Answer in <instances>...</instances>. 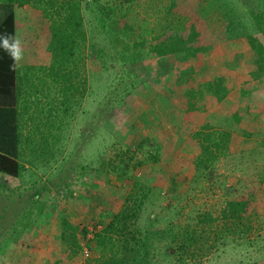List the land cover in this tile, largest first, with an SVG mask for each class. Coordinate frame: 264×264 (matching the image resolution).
Returning a JSON list of instances; mask_svg holds the SVG:
<instances>
[{
	"label": "rangeland",
	"instance_id": "rangeland-1",
	"mask_svg": "<svg viewBox=\"0 0 264 264\" xmlns=\"http://www.w3.org/2000/svg\"><path fill=\"white\" fill-rule=\"evenodd\" d=\"M122 1L90 0L88 7L83 4L87 36L79 44L76 64L69 65L78 72L93 65V97L90 94L84 106L87 123H79L78 102H69L68 146L61 171L23 183L0 176V264H95L99 251L93 233L121 209L135 174L133 169L132 177L126 178L99 168V153L110 157L115 148L133 147L145 135L161 146L159 167L165 165L181 182L177 192L159 196L158 187L150 195L163 221L194 223L198 211L216 215L232 196H252L257 202L255 213L245 220L251 224L247 236L228 233L222 242L218 240L209 252L188 264H264V72L256 70V53L247 39V34L255 33L264 44L247 7L248 1L258 9L259 1L215 0L225 11L235 38L209 46L204 54L207 69L196 77L203 81L219 76L226 86L219 100L210 92L201 97L207 111L199 117L204 120L213 115L212 121L217 119L220 127L231 132L226 151L219 154L209 175H194L192 160H177L179 156L193 159L199 153V144L192 137L199 122L183 117V102L174 89L177 77L186 81L192 77L190 62L172 55L156 58L146 49L136 53L126 48L125 42L116 44L115 33L102 22H107L103 10L114 7L118 14L125 13L129 4ZM144 1H131L136 7L135 19L143 27L149 25L157 31L178 23L176 17L166 16L165 6L160 5L165 0L159 5L156 1L157 11L144 18ZM126 88H130L128 94L123 92ZM237 107L245 111L244 129L253 130L249 136L233 122ZM74 118L79 121L73 123ZM86 128L89 133L84 132ZM154 181L162 185L158 178ZM53 187L55 194L50 192ZM62 217L73 224L82 246L76 253ZM62 230L65 234L60 237Z\"/></svg>",
	"mask_w": 264,
	"mask_h": 264
},
{
	"label": "trees",
	"instance_id": "trees-1",
	"mask_svg": "<svg viewBox=\"0 0 264 264\" xmlns=\"http://www.w3.org/2000/svg\"><path fill=\"white\" fill-rule=\"evenodd\" d=\"M131 1H122L123 4H129L125 13L118 14L114 7L102 9L106 12L107 20L102 22L115 33L116 44L125 42L124 46L134 49L136 53L146 49L156 58L172 55L190 62L192 77L187 81L181 76L177 77L174 89L183 102V117L199 122L192 133L199 144V153L193 159L179 156L177 160L182 163L192 160L194 175L196 172L197 175H209L219 154L226 151L231 132L220 127L217 119L212 121L213 115L204 120L199 117L200 113L207 111L201 103V97L205 92H210L219 100L226 92V86L222 85L219 76L203 81H198L196 77L207 69L204 54L209 46L233 36L226 13L215 0H165L160 5L165 6L166 16L172 19L176 17L178 23L164 25L156 31L155 27H143L136 21L133 13L136 7H132ZM156 1L159 5L160 0L144 1V18L149 17L153 10L157 11ZM258 1V9L251 7L248 1L247 7L255 20L257 32L264 37V0ZM15 2L30 3L41 10L49 21L50 39L47 48L52 52L53 63L62 67L66 65L69 79L75 76L77 70L69 63L76 64L79 44L86 40L83 4L86 3L88 7L90 0H0V35H15ZM247 39L256 53L257 70L264 72L263 42L255 33L247 34ZM11 63V58L0 48V174L15 177L24 168V163L18 153V89L16 71L9 68ZM71 83L69 89L73 87L74 91H80L76 83ZM123 92L128 94L130 88ZM240 108L233 111V122L239 125L238 130L244 136H249L253 130L248 131L242 126L245 111H240ZM248 124L255 126L252 122ZM157 144L150 135H145L133 147L115 148L114 155L110 157L103 151L99 153V168L126 178L132 177L133 169L135 174L121 209L112 214L106 225L95 229L93 233L99 251L95 264H188V261L209 252L218 240L222 242L228 233L245 237L250 231L251 224L245 220L255 213L257 202L252 196L244 195L227 198L216 215L209 210L198 211L194 223L163 221L164 217L150 195L158 187L161 190L159 196H163L164 192H177L181 182L167 172L165 165L159 167L157 164L161 159V146ZM155 177L161 186L154 181ZM147 203L149 207L144 214ZM142 213L144 221L139 226ZM61 221L65 231L69 229L68 234L76 247L73 252L76 253L82 246L76 240L73 224L66 217H62ZM64 234V230L60 231V237ZM43 264L59 263L47 261Z\"/></svg>",
	"mask_w": 264,
	"mask_h": 264
},
{
	"label": "crops",
	"instance_id": "crops-1",
	"mask_svg": "<svg viewBox=\"0 0 264 264\" xmlns=\"http://www.w3.org/2000/svg\"><path fill=\"white\" fill-rule=\"evenodd\" d=\"M35 10L40 9L30 3H14L15 35L25 47L22 66L16 70L18 153L24 168L14 178L20 183L41 180L54 170L61 171L62 156L68 146L69 102L80 105L76 114L81 119L74 118L72 122L87 123L84 106L93 94L94 85L93 65L90 69L82 67L79 72L75 71V76L69 79V68L53 63L52 52L47 48L49 21L41 10ZM70 82L78 85V95L73 87L69 89ZM83 130L90 132L88 128ZM0 176L7 178V175ZM50 192L56 193L54 187Z\"/></svg>",
	"mask_w": 264,
	"mask_h": 264
},
{
	"label": "clouds",
	"instance_id": "clouds-1",
	"mask_svg": "<svg viewBox=\"0 0 264 264\" xmlns=\"http://www.w3.org/2000/svg\"><path fill=\"white\" fill-rule=\"evenodd\" d=\"M0 48L11 58L12 63L9 65L11 71H16L22 66L21 62L25 57V47L18 35H0Z\"/></svg>",
	"mask_w": 264,
	"mask_h": 264
},
{
	"label": "built area",
	"instance_id": "built-area-1",
	"mask_svg": "<svg viewBox=\"0 0 264 264\" xmlns=\"http://www.w3.org/2000/svg\"><path fill=\"white\" fill-rule=\"evenodd\" d=\"M84 254H86V255H88V250H87V248H84Z\"/></svg>",
	"mask_w": 264,
	"mask_h": 264
}]
</instances>
